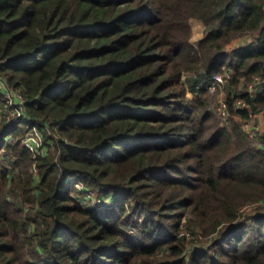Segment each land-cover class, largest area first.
<instances>
[{
    "label": "trees",
    "instance_id": "1",
    "mask_svg": "<svg viewBox=\"0 0 264 264\" xmlns=\"http://www.w3.org/2000/svg\"><path fill=\"white\" fill-rule=\"evenodd\" d=\"M0 77L27 98L26 122L0 114V264H264V133L242 126L264 112V0H0Z\"/></svg>",
    "mask_w": 264,
    "mask_h": 264
},
{
    "label": "built area",
    "instance_id": "2",
    "mask_svg": "<svg viewBox=\"0 0 264 264\" xmlns=\"http://www.w3.org/2000/svg\"><path fill=\"white\" fill-rule=\"evenodd\" d=\"M233 79V74L231 71H225L222 74L215 76L212 82L207 86L210 92H218L220 89H224V87L229 84V82ZM249 91L252 92L249 88ZM0 92L3 96L4 104L0 105V114L7 113L10 116V119L17 121V122H26L27 121V98L20 90H15L14 88L10 87L7 83L5 78L0 77ZM235 108L237 110H249L251 108L246 102L243 100H237L235 103ZM228 105L227 101L221 103L220 112L223 116V120L227 121L228 113H227ZM251 122V121H250ZM250 122L243 123L244 131L250 136L255 137L258 133H261L262 130L257 125H252ZM45 130L39 128L36 125H28L27 126V134L23 139V145L33 154L34 158L37 159L39 157H45L48 152V142H46L44 137ZM34 170L36 171V167L34 165ZM36 173V172H35ZM89 196V195H88ZM85 196L84 199H86ZM91 198V199H90ZM93 200L90 196L87 197V200ZM102 202L108 201L109 198L106 199H98ZM80 202L86 206L91 207L92 205L86 204V201L83 199ZM107 204V203H106ZM111 204V202H110ZM95 206H102V205H93Z\"/></svg>",
    "mask_w": 264,
    "mask_h": 264
},
{
    "label": "rangeland",
    "instance_id": "3",
    "mask_svg": "<svg viewBox=\"0 0 264 264\" xmlns=\"http://www.w3.org/2000/svg\"><path fill=\"white\" fill-rule=\"evenodd\" d=\"M191 25H192V31H193L192 43L194 45H198L199 42L206 37L207 30H206L205 26L203 25V23H201L198 20H192L191 21ZM250 41H251L250 37H246V38H244L242 40V43H240V46L246 47V46H248L250 44ZM231 73L233 74V71H231ZM183 83L186 84L185 77H184ZM256 84H257L256 82H252V83H250L248 88H250V90L253 92L255 90ZM227 87L228 86H226L224 89H221L220 91L215 92V93L210 92V90H209V94H208L210 102L213 104L214 108L216 109L217 114H219L222 118H223V116L221 115L220 108H221V103L225 102V100L227 99ZM241 88L243 90L246 87L244 86V84H242ZM260 115H262L264 117V112H262ZM243 123H246V122H242V126L244 125ZM250 123L252 125L259 126L260 129L262 130L261 133H264V127H263L264 123H260V124L256 123L255 124V119H253ZM47 155H48V152H47ZM35 167H36V165H35ZM33 172L36 175L38 174L37 167H36V171L34 170V167H33ZM78 191L79 192L76 194V196L78 198V201L83 199L84 201H86V204L88 203V205H92V206L95 205V204L104 205L106 203L110 204V202H111V198H109L108 201H105V202L101 203V201L98 200L99 198L97 197V193L91 192L88 189H84L82 187V185L78 186ZM85 196H87L88 198L91 196L93 198V200H90L91 198L89 200H87V197H86V199H84ZM200 246H204V243L202 242V244Z\"/></svg>",
    "mask_w": 264,
    "mask_h": 264
},
{
    "label": "crops",
    "instance_id": "4",
    "mask_svg": "<svg viewBox=\"0 0 264 264\" xmlns=\"http://www.w3.org/2000/svg\"><path fill=\"white\" fill-rule=\"evenodd\" d=\"M261 114V113H260ZM260 114H256V116H254V119H255V124L256 123H264V117ZM264 127V125H263Z\"/></svg>",
    "mask_w": 264,
    "mask_h": 264
}]
</instances>
